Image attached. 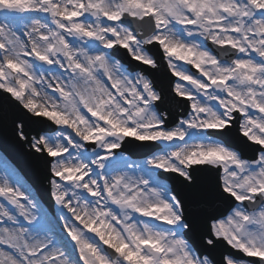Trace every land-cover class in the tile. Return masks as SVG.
<instances>
[{
    "label": "snow or ice",
    "instance_id": "snow-or-ice-1",
    "mask_svg": "<svg viewBox=\"0 0 264 264\" xmlns=\"http://www.w3.org/2000/svg\"><path fill=\"white\" fill-rule=\"evenodd\" d=\"M9 111L0 264H264V0H0Z\"/></svg>",
    "mask_w": 264,
    "mask_h": 264
},
{
    "label": "rangeland",
    "instance_id": "rangeland-1",
    "mask_svg": "<svg viewBox=\"0 0 264 264\" xmlns=\"http://www.w3.org/2000/svg\"><path fill=\"white\" fill-rule=\"evenodd\" d=\"M20 174V173H19Z\"/></svg>",
    "mask_w": 264,
    "mask_h": 264
}]
</instances>
